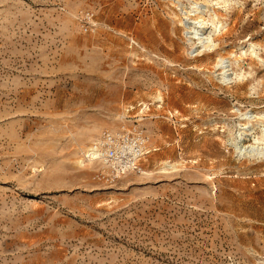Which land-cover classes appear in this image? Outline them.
Masks as SVG:
<instances>
[{
	"label": "rangeland",
	"instance_id": "obj_1",
	"mask_svg": "<svg viewBox=\"0 0 264 264\" xmlns=\"http://www.w3.org/2000/svg\"><path fill=\"white\" fill-rule=\"evenodd\" d=\"M192 2L0 0V264H264V157L230 138L264 122V0L217 6L210 53ZM104 131L147 137L141 172L87 157Z\"/></svg>",
	"mask_w": 264,
	"mask_h": 264
},
{
	"label": "bare ground",
	"instance_id": "obj_2",
	"mask_svg": "<svg viewBox=\"0 0 264 264\" xmlns=\"http://www.w3.org/2000/svg\"><path fill=\"white\" fill-rule=\"evenodd\" d=\"M229 2L230 0H219L215 5L218 7L220 5L219 8L226 10V8L229 7ZM192 3L193 6L189 10H181L183 18L179 20L181 25L185 28L184 36L191 45V53L197 52L200 49L206 50L208 53L213 52L218 44L214 36L222 32L227 27V23L216 13L218 7L216 6V8H213L210 1L193 0ZM241 52L244 55L251 54L259 63H264L258 47L254 43H248L247 46L242 47ZM238 62V60L233 61L229 58H219L216 65L219 71L216 76L222 84L227 85L233 82H241L249 75L248 72L245 73L244 70H241L242 68ZM252 89L254 90L255 88L252 86ZM252 119L253 117L251 115L240 113L237 118L238 124L232 125L230 138L235 143V149L239 155L256 157L259 159L264 157V122L253 123ZM241 121L245 122L242 123ZM250 140L252 141L250 145H243L244 142ZM89 148L90 147H87L86 151H88Z\"/></svg>",
	"mask_w": 264,
	"mask_h": 264
},
{
	"label": "built area",
	"instance_id": "obj_3",
	"mask_svg": "<svg viewBox=\"0 0 264 264\" xmlns=\"http://www.w3.org/2000/svg\"><path fill=\"white\" fill-rule=\"evenodd\" d=\"M147 137L142 132L104 131L89 148L87 157L96 161L110 179L128 172H141L140 160L147 153Z\"/></svg>",
	"mask_w": 264,
	"mask_h": 264
}]
</instances>
